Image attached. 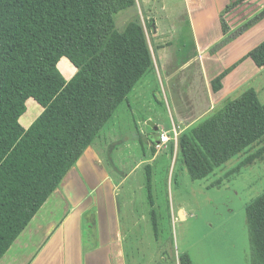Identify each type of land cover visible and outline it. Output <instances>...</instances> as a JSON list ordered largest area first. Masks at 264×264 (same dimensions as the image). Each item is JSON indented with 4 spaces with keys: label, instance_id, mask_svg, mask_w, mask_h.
Here are the masks:
<instances>
[{
    "label": "trees",
    "instance_id": "obj_1",
    "mask_svg": "<svg viewBox=\"0 0 264 264\" xmlns=\"http://www.w3.org/2000/svg\"><path fill=\"white\" fill-rule=\"evenodd\" d=\"M243 1L232 0L228 9ZM136 6L137 0H0V259L155 68L140 17L117 29V16ZM263 19L264 9L236 34ZM222 27L227 35L224 19ZM249 57L263 67L264 42ZM63 58L77 68L69 81L59 69ZM234 68L213 81L215 91ZM30 99L43 111L26 129L20 121ZM262 137L264 103L251 88L184 132L179 153L201 180ZM246 216L251 264H264V194ZM179 261L195 264L189 254Z\"/></svg>",
    "mask_w": 264,
    "mask_h": 264
},
{
    "label": "rangeland",
    "instance_id": "obj_2",
    "mask_svg": "<svg viewBox=\"0 0 264 264\" xmlns=\"http://www.w3.org/2000/svg\"><path fill=\"white\" fill-rule=\"evenodd\" d=\"M185 12L183 0H137L135 8L117 16L116 25L123 31L134 17H140L159 69L161 51L157 41H153L157 24L168 38L172 27L178 24V37H183L187 44L185 48L176 44L182 50L181 60L185 62L195 55L186 27L180 25L186 18ZM176 52L179 50H170L167 71L158 70L155 82L147 80L146 88L139 87L142 103L130 110L124 102L94 144L102 165L120 184L119 218L124 232L120 242L121 263L180 264V255L189 254L195 264H251L246 211L264 194V137L201 180L190 176L179 156V145L171 142L159 152L153 143L157 134L166 131L172 136L173 119L186 116L166 80L177 60ZM193 74L194 86L189 97L196 99V94L204 89L201 70L193 66L179 72L190 78ZM181 91L188 93L186 85ZM261 101L264 103V96ZM42 111L30 99L21 125L29 128ZM144 117L149 121L145 122ZM82 231L87 245L90 227L86 222Z\"/></svg>",
    "mask_w": 264,
    "mask_h": 264
},
{
    "label": "crops",
    "instance_id": "obj_3",
    "mask_svg": "<svg viewBox=\"0 0 264 264\" xmlns=\"http://www.w3.org/2000/svg\"><path fill=\"white\" fill-rule=\"evenodd\" d=\"M183 3L186 18L180 25L186 27L189 45L195 49L194 57L191 56L185 62L181 60L182 50L178 46L185 48L187 44H184L183 37H178V24L172 27L171 38L162 34L161 26L157 24L153 41H157L161 51V66L157 69L155 65L125 101L130 110H133L134 105L141 104L139 87L140 90L146 88L147 80L153 79L155 82L154 75L158 70L167 71L170 50L178 49L179 52L175 53L177 60L166 80L175 92V102L181 108L184 107L182 111L186 112V116L180 115V118L173 119L172 136L164 131L173 139L174 132H177V141L171 140L176 145H179L184 132L240 97L245 88L256 90L260 99L264 96V66L259 67L252 58H248L249 53L264 42V19L236 34L264 9V0H245L231 10L228 8L232 0H183ZM222 19L230 28L227 35L223 31ZM170 31L167 30L168 35ZM181 31H184L183 28ZM228 36L232 39L226 42ZM149 44L152 49V42ZM193 66L201 70L204 86L203 92L196 94V99L189 97L194 86V74L191 78L179 75L182 69L189 70ZM231 68L234 69L223 79L221 89L215 91L213 81ZM59 69L67 81L77 72L68 58L60 61ZM185 85L187 94L181 91ZM195 106L198 109L195 110ZM144 120L149 121L145 117ZM155 129L158 131L159 127L155 126ZM162 133L157 134L153 142L156 148ZM170 143L158 148V151L168 148ZM94 144L0 259V264H122L120 242L124 232L119 218L121 206L117 189L120 184L115 183L102 165L99 150ZM88 211L93 214V218L85 221ZM84 222L90 227L87 245L82 231Z\"/></svg>",
    "mask_w": 264,
    "mask_h": 264
},
{
    "label": "built area",
    "instance_id": "obj_4",
    "mask_svg": "<svg viewBox=\"0 0 264 264\" xmlns=\"http://www.w3.org/2000/svg\"><path fill=\"white\" fill-rule=\"evenodd\" d=\"M177 138H178V134H177L176 131L174 132V139L171 138L170 135H168V134H166V133L163 132V133L160 135L159 143H158L157 147H158V148H161L162 146H164V145L170 143L172 139L175 140V141H177Z\"/></svg>",
    "mask_w": 264,
    "mask_h": 264
},
{
    "label": "flooded vegetation",
    "instance_id": "obj_5",
    "mask_svg": "<svg viewBox=\"0 0 264 264\" xmlns=\"http://www.w3.org/2000/svg\"><path fill=\"white\" fill-rule=\"evenodd\" d=\"M92 218H93V214H92L90 211H88V212L86 213L85 221L90 220V219H92Z\"/></svg>",
    "mask_w": 264,
    "mask_h": 264
},
{
    "label": "water",
    "instance_id": "obj_6",
    "mask_svg": "<svg viewBox=\"0 0 264 264\" xmlns=\"http://www.w3.org/2000/svg\"><path fill=\"white\" fill-rule=\"evenodd\" d=\"M82 159H83V157H82V158L79 160V162H81V161H82ZM79 162H78V163H79Z\"/></svg>",
    "mask_w": 264,
    "mask_h": 264
}]
</instances>
